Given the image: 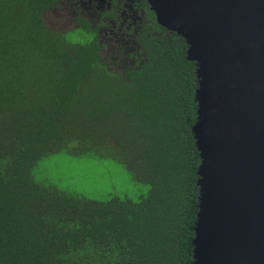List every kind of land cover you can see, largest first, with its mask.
Returning a JSON list of instances; mask_svg holds the SVG:
<instances>
[{
	"label": "trees",
	"instance_id": "obj_1",
	"mask_svg": "<svg viewBox=\"0 0 264 264\" xmlns=\"http://www.w3.org/2000/svg\"><path fill=\"white\" fill-rule=\"evenodd\" d=\"M57 0H0V264H194L196 64L149 23L110 69L97 30L51 29ZM110 157L147 187L105 201L36 180L48 156Z\"/></svg>",
	"mask_w": 264,
	"mask_h": 264
},
{
	"label": "water",
	"instance_id": "obj_2",
	"mask_svg": "<svg viewBox=\"0 0 264 264\" xmlns=\"http://www.w3.org/2000/svg\"><path fill=\"white\" fill-rule=\"evenodd\" d=\"M196 64L194 264H264V0H147Z\"/></svg>",
	"mask_w": 264,
	"mask_h": 264
},
{
	"label": "rangeland",
	"instance_id": "obj_3",
	"mask_svg": "<svg viewBox=\"0 0 264 264\" xmlns=\"http://www.w3.org/2000/svg\"><path fill=\"white\" fill-rule=\"evenodd\" d=\"M45 20L55 30H67L74 24L59 11L48 13ZM105 51L107 59L111 53ZM35 177L41 183L94 201L113 197L136 200L147 191V187L138 183L123 164L110 157L54 154L39 162Z\"/></svg>",
	"mask_w": 264,
	"mask_h": 264
},
{
	"label": "flooded vegetation",
	"instance_id": "obj_4",
	"mask_svg": "<svg viewBox=\"0 0 264 264\" xmlns=\"http://www.w3.org/2000/svg\"><path fill=\"white\" fill-rule=\"evenodd\" d=\"M145 3H148L147 0H57L55 7L48 10L45 16L59 11L74 23L70 29L58 31L76 28L80 17L87 19L97 30L102 56L105 57V47V52L108 50L111 53L107 59L105 57L110 69L122 71L126 65L134 63L128 55L138 50L136 39L142 26L149 23Z\"/></svg>",
	"mask_w": 264,
	"mask_h": 264
}]
</instances>
